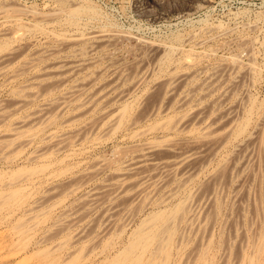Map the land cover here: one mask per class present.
<instances>
[{
  "label": "rangeland",
  "instance_id": "374dc122",
  "mask_svg": "<svg viewBox=\"0 0 264 264\" xmlns=\"http://www.w3.org/2000/svg\"><path fill=\"white\" fill-rule=\"evenodd\" d=\"M0 6H22L48 19L62 15L60 6H95L103 23L109 22L129 34L107 51L108 60L125 67L133 68L139 58L135 36L166 47L168 59L163 68L171 69L169 76L182 69V61L185 64L186 58L192 59V66L187 68L190 76L179 86L181 91L192 90L186 105L175 108L176 100L163 96L160 79L164 74L158 76L159 72H156L140 84L132 107V120L137 119L139 127L156 126L152 130L159 131L178 117L188 119L214 101L206 109L208 120L231 106L237 112V127L249 122L245 131H254L256 125L259 129L255 128V131L261 133H258L261 144L256 148L261 151L255 152L259 159V165L255 160L258 167L254 166V175L258 179L255 180L259 182L256 196L242 195L246 201L242 206L241 202L218 195L206 212L199 214L196 230L181 233L180 228H170L154 245L142 249L138 243L130 242L135 238L133 232L136 229L133 228L138 215L126 229L114 226L104 230L106 225L101 211L85 204L83 199V192L99 181L68 193L80 170L69 166L67 170L62 168L64 163L71 164L77 157L82 160V169L91 168L97 159L110 158L115 146L124 145L125 140L120 135L122 129L106 136H86L79 146L83 151L77 157H64L61 152L32 159L33 146H16L20 134L11 130L15 120L25 118L38 108L40 101L32 100L12 117L0 121V264H264V0H158L157 4L153 0H0ZM53 27L59 31L65 28ZM2 29L0 25V31ZM8 42L7 37H0V53L9 47ZM31 54L32 50H29L25 57ZM232 56L243 66L245 61L251 63L252 60L253 65L249 66L253 70L251 67L248 72L240 69L244 74L239 70L232 71ZM222 66L233 72L229 71V75L231 79L236 76L235 82L228 75L223 83L197 90L209 72ZM32 72L16 78L0 76V116L13 109V99L27 95L24 86L34 74ZM49 81L40 78L32 89L41 92ZM228 86L225 97L217 98ZM158 105L162 108L165 105L167 109L150 116L151 109ZM71 114L56 118L50 126L57 129ZM242 120H248L247 124ZM235 148L232 144L227 145L221 150L223 156L208 165L210 174L219 173L222 182L229 178L224 159ZM226 153L227 157L224 156ZM61 158L65 160L60 162ZM107 174L108 170L102 177ZM205 174H200L197 181L201 190L211 187L207 181L209 174ZM155 208L150 206L139 215L145 216Z\"/></svg>",
  "mask_w": 264,
  "mask_h": 264
},
{
  "label": "bare ground",
  "instance_id": "6f19581e",
  "mask_svg": "<svg viewBox=\"0 0 264 264\" xmlns=\"http://www.w3.org/2000/svg\"><path fill=\"white\" fill-rule=\"evenodd\" d=\"M153 2L157 4L158 0ZM60 9L63 12L61 16L48 19L22 6H0V25L3 26L0 37L9 40V47L0 53V76L16 78L23 73H34L24 86L28 90L27 95L13 99V109L1 115L0 121L12 117L18 110L30 105L32 100L40 101L35 111L15 120L11 126L13 133L20 134L16 146H33L32 159L61 152H64V157H77L83 151L79 146L86 136H106L122 129L120 135L125 140L124 145L115 146L110 158L97 159L91 168L82 169V160L77 157L75 162L64 163L62 167L80 170L68 193L99 181L83 192V199L85 204L101 211L100 216L104 217L106 225L104 230L114 226L126 229L138 215L133 228L136 230L132 231L135 238L130 242H136L144 249L154 245L170 228H180L181 233L196 230L200 223L199 214L205 213L218 195L230 197L232 202H241L243 206L246 201L241 198L242 195L250 197L258 194L259 182L254 175V166L255 160L257 164L259 161L255 152L259 149H256L259 147L257 144H261L258 141L260 131H255V123L254 131H245L248 120L246 123L242 120L247 125L237 127V112L231 106L208 120L206 109L212 106L213 101L206 109L198 110L188 119L178 117L159 131L152 130L156 126L139 127V121L132 120L138 87L156 72H159L158 76L164 74L160 79L162 93L176 100L175 108L190 101L189 91L192 90L181 91L179 86L186 83L190 76L187 68L192 66V59L184 58L182 69L169 76L171 69L163 68L168 59L166 47L135 36L139 58L133 68L122 66L119 62L108 60L107 51L117 40L129 37V34L114 28L109 22L103 23L95 6H60ZM52 25L65 28L59 31ZM29 50H32L31 56L25 57ZM250 53L248 51L252 56ZM233 57L229 64L232 71L240 72L242 69L248 72L253 65L250 60L251 63L245 61L243 66L240 60ZM222 67L209 72L197 90L223 83L225 77L233 73L226 66ZM244 71L240 73L244 74ZM234 77L230 79L235 82ZM40 78L50 81L41 92L34 91L32 86ZM229 86L217 98L225 97ZM166 109L167 106L162 108L158 105L156 109H151L150 116ZM70 112L72 114L57 129L50 126L56 118ZM260 122L262 128L264 122ZM229 144L236 148L230 150L231 157H227V153L224 155L227 157L224 161L229 178L222 182L219 173L210 174L208 165L221 157V150ZM64 160L61 158L60 162ZM107 170L108 174L103 178L102 174ZM204 172L209 174V190H201L197 185L200 174ZM150 206L156 208L145 216L139 215ZM167 208L168 214L165 212Z\"/></svg>",
  "mask_w": 264,
  "mask_h": 264
}]
</instances>
